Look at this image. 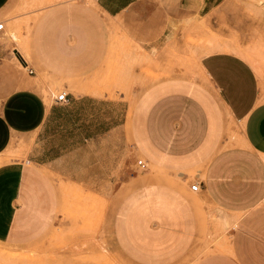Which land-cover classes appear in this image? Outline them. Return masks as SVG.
<instances>
[{
    "label": "rangeland",
    "instance_id": "374dc122",
    "mask_svg": "<svg viewBox=\"0 0 264 264\" xmlns=\"http://www.w3.org/2000/svg\"><path fill=\"white\" fill-rule=\"evenodd\" d=\"M11 1L0 42L14 46L16 67L34 75L46 115L37 134L11 140L7 161L25 162L31 153L33 162L22 175L17 225L0 238V264H200L210 254L229 256L234 264H264V196L255 206V225L244 227L248 211L224 213L206 201L200 186L189 189L198 182L193 172L179 178L145 161L138 167L144 157L133 131L148 88L164 79L195 80L200 57L210 51L237 53L264 74V0H223L201 15L147 0L145 19L137 13L104 18L93 7L103 50L88 71L59 79L31 66L29 57L31 27L49 1ZM59 91L66 100L55 104ZM236 136L229 131L228 139ZM158 187L181 196L195 223L182 257H155L150 244L166 214L167 196L157 194Z\"/></svg>",
    "mask_w": 264,
    "mask_h": 264
},
{
    "label": "crops",
    "instance_id": "0c3cea01",
    "mask_svg": "<svg viewBox=\"0 0 264 264\" xmlns=\"http://www.w3.org/2000/svg\"><path fill=\"white\" fill-rule=\"evenodd\" d=\"M48 1L31 27L29 57L31 66L45 68L56 79L88 71L100 56L104 33L93 7L104 18L137 13L145 19L151 11L147 0ZM165 1L190 15H201L223 0ZM11 3L0 0L3 29L1 18ZM12 50L17 51L0 42V238L17 225L22 175L33 162L31 153L25 162L7 161L11 140L35 130L37 134L46 115L33 88L34 75L16 67ZM19 59L27 67V61ZM198 69L195 80L164 79L148 88L135 112L136 146L147 164L179 178L193 172L207 202L224 213L248 211L240 225L254 226L255 206L264 196V74L245 57L221 49L202 55ZM229 131L237 136L228 139ZM156 193L167 197L162 227L149 237L155 257H182L194 239L190 209L170 188L158 187ZM200 264L234 263L229 256L210 254Z\"/></svg>",
    "mask_w": 264,
    "mask_h": 264
},
{
    "label": "built area",
    "instance_id": "2783aa9c",
    "mask_svg": "<svg viewBox=\"0 0 264 264\" xmlns=\"http://www.w3.org/2000/svg\"><path fill=\"white\" fill-rule=\"evenodd\" d=\"M3 30V22L0 21V31ZM53 103H62L66 100V92L65 91H59L57 92L53 97H52ZM136 165L140 168H144L145 167V163L143 160L138 159L136 160ZM189 189L191 191H197L199 189V183H191L189 185Z\"/></svg>",
    "mask_w": 264,
    "mask_h": 264
},
{
    "label": "bare ground",
    "instance_id": "6f19581e",
    "mask_svg": "<svg viewBox=\"0 0 264 264\" xmlns=\"http://www.w3.org/2000/svg\"><path fill=\"white\" fill-rule=\"evenodd\" d=\"M12 35V34H11ZM13 37H15V35H13ZM224 248V247H223ZM229 248V247H228ZM3 255H4V252L3 251H1L0 250V259H2V257H3ZM6 257V256H5ZM8 257H10V256H8ZM8 257H6V258H8ZM9 259V258H8ZM11 262V261H10Z\"/></svg>",
    "mask_w": 264,
    "mask_h": 264
}]
</instances>
